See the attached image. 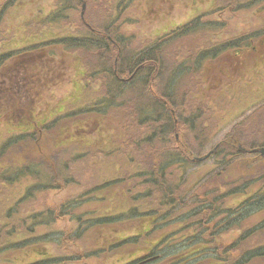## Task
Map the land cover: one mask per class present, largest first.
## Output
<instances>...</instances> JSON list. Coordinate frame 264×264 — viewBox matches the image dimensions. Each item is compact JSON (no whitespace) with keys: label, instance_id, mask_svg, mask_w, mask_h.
Wrapping results in <instances>:
<instances>
[{"label":"trees","instance_id":"1","mask_svg":"<svg viewBox=\"0 0 264 264\" xmlns=\"http://www.w3.org/2000/svg\"><path fill=\"white\" fill-rule=\"evenodd\" d=\"M83 1L90 10L94 3H108L55 0V8L42 16L46 26L60 29L56 40L10 49L14 38L7 30L4 36L5 18L0 19V38H5L0 47L9 48V57L27 55L39 45L55 55L50 49L61 42L65 55L77 59L81 51L80 60L94 57L90 70L82 63L88 71L77 77L84 83V97L67 102L68 108L64 104L46 120L35 115L34 108L21 106L8 87H0L12 104L3 105L0 114L8 120L3 127H10L0 134V264H90L93 259L117 264H264V244L244 248L252 244V236L264 235V170L256 179L224 187L205 186L209 171H192L200 162L196 155L209 142L201 118L214 111L191 103L199 95L204 99L203 92L185 86L184 73L195 77L193 69L166 55L173 40L190 33L191 26L172 30L169 39L160 37L157 45L147 43L144 50L132 45L133 35L121 32V17L137 0L130 5L110 0L112 8L106 6L109 11L99 22L87 21L88 11L82 19ZM255 1L264 2L240 0L237 6L245 9ZM20 27L25 34L28 27ZM238 42L227 40L220 46L213 41L200 54L216 59L235 50ZM0 56L2 61L4 54ZM246 120L212 151L216 165L244 158L247 154L236 147L240 143L247 149L264 147V123L259 130L249 119L243 128ZM107 121L116 123L109 132L111 141L104 138ZM52 128L54 144L44 149L40 133ZM183 131L186 139L180 142L176 133ZM115 158L122 162L117 176L83 183L81 168L88 166L83 160L92 159L94 165ZM51 192L62 198L49 203ZM259 213L262 217L252 226ZM231 231L240 235L223 247L222 236ZM8 250L24 252L25 257L8 259Z\"/></svg>","mask_w":264,"mask_h":264},{"label":"rangeland","instance_id":"2","mask_svg":"<svg viewBox=\"0 0 264 264\" xmlns=\"http://www.w3.org/2000/svg\"><path fill=\"white\" fill-rule=\"evenodd\" d=\"M54 1L0 0V19L5 18L3 21L4 36H8L5 35L7 30L9 38H14L10 49L42 39L56 40L60 29L50 28L41 20L42 16L55 8ZM109 1L108 3H94L91 10L88 4L84 12L85 16L88 11L89 20L87 21H101L109 11L106 6L111 7ZM125 3L130 5V0H124ZM136 3L135 6H129L121 17V19L125 17L122 20L121 32L123 31L122 33L127 36L133 35L132 45L135 47L159 42L160 37L169 39L168 34L172 30L179 29L183 27L182 25L191 26L190 33H181L182 35L180 34L173 40L166 55L174 62L186 67L190 65L191 68H187L193 69L195 77H192L190 72L184 73L183 80L188 77L185 86L190 90L203 92L204 99L199 95V99H193L191 103L196 106L206 105L214 111L213 114L208 111L201 118L202 126L210 134L206 132L205 135L209 142L199 155L203 156L209 152L233 131V127L247 118L258 125L259 130H262L264 120L259 121V118L261 114L264 115V2L255 1L245 9L238 8L237 5H241L240 0H137ZM125 19L127 22H124ZM193 21L195 23H192ZM22 24L28 27L26 29L28 32L25 30V34L20 27ZM12 33L17 34L13 36ZM247 35L250 38H245ZM4 36L0 38L1 42L5 39ZM227 40H238L239 46L233 51L223 52L216 59H208V55L200 54V49H206L213 41H217L221 46ZM156 42L154 45H157ZM61 46L65 48L66 45L61 42ZM3 47H0V55L4 54L0 61V87H8L16 94L14 97L21 106L34 108L35 115L39 114L46 120L55 110L63 109L64 104L65 109L68 108L70 104H66L67 102L81 100L84 97L86 91L83 88L84 83L81 80L79 84L77 77L88 71L82 63L85 62L89 70L91 65H94L93 56L83 55L86 59L80 60V51L76 54V59L71 54L65 55L60 47L51 48L50 52L56 54L48 55L44 51L45 46L39 45L33 48L34 50L31 49L27 55L9 57V48L3 49ZM145 48L146 46L144 50ZM115 58L114 64H117ZM192 62L198 64H191ZM95 88H97L96 83L91 86L90 90L94 91ZM14 97L12 98L16 101ZM10 102L11 100L7 101V95L0 92V114L3 112L2 106L6 105L9 108L12 105ZM206 102L211 105L203 104ZM248 120L242 125L243 128L249 126ZM6 121L8 120H4L3 116L0 118V134L1 130L2 133L4 130H10L9 126L3 127ZM115 125V122L108 121L104 125V129H108V133L104 136L107 141L112 140L109 132H112V126L115 128ZM250 127L252 130V124ZM55 130L52 128L49 132L40 133V138L45 140L41 143V146L45 144L44 149L53 146ZM176 137L180 142H185L186 132H178ZM252 137L253 133L250 138ZM242 145L240 143L236 147L239 148ZM14 150L23 151L24 148L16 147ZM198 161L200 162L192 167V171H198L197 175L209 171L202 181L205 186L218 183L217 185L224 187L251 176L254 177L253 180L264 170V157L255 154L246 155L240 160L221 165H216L211 157ZM82 163L88 164L87 167L81 168L82 181L92 185L117 176L122 162L119 158H115L112 162L107 161L94 165L91 164L92 159H85ZM60 198L62 195L55 192L47 195L49 203L52 199ZM261 217V213L256 214L250 224L255 225L254 222ZM62 225L58 223L57 227ZM239 235L237 231L224 234L222 236L223 247L229 246ZM262 244H264V235L258 234L252 236V244L244 248ZM5 252L8 259L25 257V253L21 251L12 253L8 250ZM89 263L117 264L111 261L100 262L96 259ZM2 264H9V262Z\"/></svg>","mask_w":264,"mask_h":264},{"label":"water","instance_id":"3","mask_svg":"<svg viewBox=\"0 0 264 264\" xmlns=\"http://www.w3.org/2000/svg\"><path fill=\"white\" fill-rule=\"evenodd\" d=\"M85 7H86V4L85 3H83V6H82V16H84V12H85ZM260 152L264 155V148H262L261 150H260ZM206 157H208V155H206L205 157H203V158H199L200 160H203L204 158H206Z\"/></svg>","mask_w":264,"mask_h":264}]
</instances>
